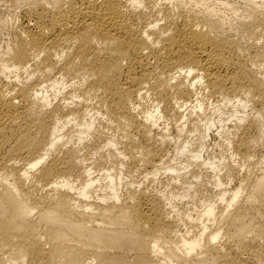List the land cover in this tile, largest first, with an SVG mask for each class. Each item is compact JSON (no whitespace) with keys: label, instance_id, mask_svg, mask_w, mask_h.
Masks as SVG:
<instances>
[{"label":"bare ground","instance_id":"bare-ground-1","mask_svg":"<svg viewBox=\"0 0 264 264\" xmlns=\"http://www.w3.org/2000/svg\"><path fill=\"white\" fill-rule=\"evenodd\" d=\"M263 61L264 0H0V264H264Z\"/></svg>","mask_w":264,"mask_h":264},{"label":"rangeland","instance_id":"rangeland-1","mask_svg":"<svg viewBox=\"0 0 264 264\" xmlns=\"http://www.w3.org/2000/svg\"><path fill=\"white\" fill-rule=\"evenodd\" d=\"M223 1L227 2L228 4L234 1L238 3L241 2V0H223ZM259 72L261 73L264 72V61L262 62L261 67L259 68ZM144 105L148 106L149 102L146 101ZM164 124H165L164 121H159L157 128H155V132H157L156 130L160 131V129L163 128ZM222 140L223 139L218 136H211L205 139L207 149H206V152L204 153V156L205 157L208 156L211 159L214 158L216 160L220 158L221 156H224L225 155V150H224L225 145L223 144ZM221 143L223 144V146L221 145ZM115 155H116L115 152L111 151L108 153V151H106L101 157L99 158L97 157V159H95L94 164H96L97 167L102 166V165H108L110 163V158H111L112 163L117 165L120 157L118 156L115 157ZM89 157L90 156H87V158ZM168 160L170 162V159ZM89 162H90V158L87 160V163ZM202 171H206V169H203ZM204 173L205 172H203V174ZM207 177L202 176L200 177L199 181L191 179L190 177L187 178L188 182L196 185L195 188L197 189L196 192L198 193V195L195 198H193V200L191 199V196L193 194L192 192L193 189L189 191L190 194H188V196H183L182 198L180 196L173 197V199L171 200V202L174 205V209L178 211V214L175 215V218L177 219V222L179 223V229L181 230V233H185V231L188 229L189 225L191 224V220L188 218V215L190 214L192 215L193 218H196V212L202 209L203 207L202 203L212 200V193H210V191L206 189L207 187H205V186H209V184H207ZM135 178L138 179L140 177L137 176ZM208 178L210 180L213 179L212 176ZM168 179H169V176L167 177V176H164L163 174L160 175L159 177V180H162L161 183L159 182L158 179L155 182H153L152 178H147V180L144 181V186H142V190H149L150 188H154V189L156 188L159 190H164L167 193L169 191H172L175 195H177L178 193L182 194V189L180 188V185L174 184L172 187L167 186Z\"/></svg>","mask_w":264,"mask_h":264}]
</instances>
